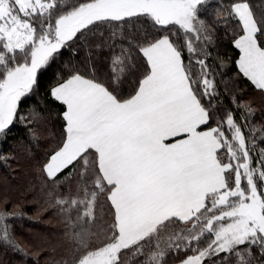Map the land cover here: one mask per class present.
Returning a JSON list of instances; mask_svg holds the SVG:
<instances>
[{"label":"snow or ice","instance_id":"6c2138e0","mask_svg":"<svg viewBox=\"0 0 264 264\" xmlns=\"http://www.w3.org/2000/svg\"><path fill=\"white\" fill-rule=\"evenodd\" d=\"M0 166L19 264H264V0H0Z\"/></svg>","mask_w":264,"mask_h":264},{"label":"trees","instance_id":"16d2710c","mask_svg":"<svg viewBox=\"0 0 264 264\" xmlns=\"http://www.w3.org/2000/svg\"><path fill=\"white\" fill-rule=\"evenodd\" d=\"M222 51H227V49H222ZM7 174V169L0 166V179H2ZM29 214L31 215V206H29ZM48 218L45 217L44 220L34 218L32 220H24L23 224H18L16 227L17 235H23L25 238L31 239L32 237L42 238L47 237L52 242L56 241V236L54 233H58V226L54 223L47 222ZM27 230H36L37 233H28ZM21 257L13 254L12 252H5L3 248H0V264H19ZM29 264H31V259H29Z\"/></svg>","mask_w":264,"mask_h":264},{"label":"rangeland","instance_id":"374dc122","mask_svg":"<svg viewBox=\"0 0 264 264\" xmlns=\"http://www.w3.org/2000/svg\"><path fill=\"white\" fill-rule=\"evenodd\" d=\"M26 232H28V233H33V234H36V233H37L36 230H27ZM37 234H38V233H37Z\"/></svg>","mask_w":264,"mask_h":264}]
</instances>
